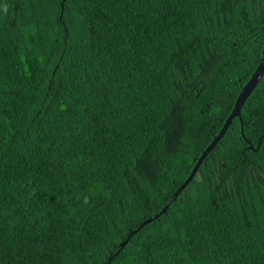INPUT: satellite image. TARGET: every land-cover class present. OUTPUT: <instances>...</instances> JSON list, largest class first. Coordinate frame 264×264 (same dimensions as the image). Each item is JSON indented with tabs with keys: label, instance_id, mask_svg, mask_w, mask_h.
<instances>
[{
	"label": "trees",
	"instance_id": "trees-1",
	"mask_svg": "<svg viewBox=\"0 0 264 264\" xmlns=\"http://www.w3.org/2000/svg\"><path fill=\"white\" fill-rule=\"evenodd\" d=\"M263 42L264 0H0V264H264V72L120 247Z\"/></svg>",
	"mask_w": 264,
	"mask_h": 264
},
{
	"label": "water",
	"instance_id": "water-1",
	"mask_svg": "<svg viewBox=\"0 0 264 264\" xmlns=\"http://www.w3.org/2000/svg\"><path fill=\"white\" fill-rule=\"evenodd\" d=\"M61 6L63 7V1L61 2ZM63 9V8H62ZM264 72V42L262 45V50H261V57L259 59V63L256 66L254 72L252 73L251 77L248 79V81L244 84V86L242 87L240 93L238 94L235 103H234V107L232 109V111L230 112V114L228 115L226 122L224 123V125L222 126V128L220 129V131L214 136L213 140L207 145V147L203 150V152L201 153L200 157L198 158L196 164L194 165L193 169L191 170L189 176L187 177L186 180H184V183L181 184L177 190L172 194L171 198L167 201V203L163 206V208L153 217L151 218H147L145 219L136 229L132 230L128 237L120 244V247L122 248L129 240L130 236L134 233H136L140 228H142L145 224H147L148 222L152 221L153 219L157 218L158 216H160L168 207V205H170L171 201L173 199L176 198V196L178 195V193L180 192V190H182V188L188 183V181L192 178V176L194 175L196 168L198 167V165L200 164V162L202 161V159L207 155V153L215 146L216 142L219 140V138L225 133L228 125L230 124L231 120L235 117L238 116L240 117V107L242 106V104L244 103L246 97L248 96V94L250 93V91L252 90V88L256 85V83L258 82L260 76L262 75V73ZM242 130V128H241ZM242 135L243 132H242Z\"/></svg>",
	"mask_w": 264,
	"mask_h": 264
},
{
	"label": "clouds",
	"instance_id": "clouds-1",
	"mask_svg": "<svg viewBox=\"0 0 264 264\" xmlns=\"http://www.w3.org/2000/svg\"><path fill=\"white\" fill-rule=\"evenodd\" d=\"M125 239H126V238H125ZM125 239H124V240H125ZM124 240H123V241H124ZM123 241H122V242H123ZM122 242H121V243H122ZM121 243H120V244H121Z\"/></svg>",
	"mask_w": 264,
	"mask_h": 264
}]
</instances>
